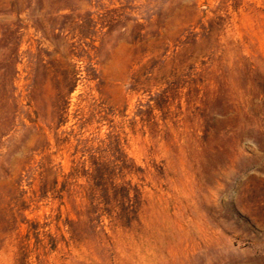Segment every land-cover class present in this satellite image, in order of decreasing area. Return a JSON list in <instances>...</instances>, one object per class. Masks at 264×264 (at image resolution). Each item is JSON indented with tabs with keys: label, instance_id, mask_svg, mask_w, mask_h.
Here are the masks:
<instances>
[{
	"label": "rangeland",
	"instance_id": "obj_1",
	"mask_svg": "<svg viewBox=\"0 0 264 264\" xmlns=\"http://www.w3.org/2000/svg\"><path fill=\"white\" fill-rule=\"evenodd\" d=\"M0 264H264V0H0Z\"/></svg>",
	"mask_w": 264,
	"mask_h": 264
}]
</instances>
